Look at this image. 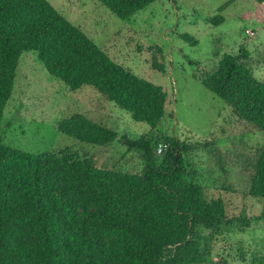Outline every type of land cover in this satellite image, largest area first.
Masks as SVG:
<instances>
[{
	"label": "trees",
	"instance_id": "16d2710c",
	"mask_svg": "<svg viewBox=\"0 0 264 264\" xmlns=\"http://www.w3.org/2000/svg\"><path fill=\"white\" fill-rule=\"evenodd\" d=\"M99 1L123 18L151 0ZM29 49L68 88L88 84L133 120L160 122V85L109 57L48 0H0V117L18 55ZM248 56L238 48L197 76L236 120L264 137V78L250 72ZM56 128L97 144L116 136L76 111ZM117 139L138 153L139 170L97 164L91 154L65 147L39 153L0 140V264H208L207 235L230 219L186 164L191 152L210 149L212 139L172 133ZM157 142L165 144L159 152ZM244 176L247 193L264 198V139L247 156Z\"/></svg>",
	"mask_w": 264,
	"mask_h": 264
},
{
	"label": "rangeland",
	"instance_id": "374dc122",
	"mask_svg": "<svg viewBox=\"0 0 264 264\" xmlns=\"http://www.w3.org/2000/svg\"><path fill=\"white\" fill-rule=\"evenodd\" d=\"M48 2L113 60L160 85L164 114L154 127L133 120L88 84L68 88L29 49L17 58L0 117L1 142L39 153L65 147L91 154L97 164L136 171L139 155L117 139L121 133L210 138V149L191 152L186 164L204 195L222 200L230 219L207 235L206 263L264 264V198L247 193L244 176L247 156L264 137L236 120L197 76L243 47L250 72L264 78V0H151L123 18L99 0ZM75 111L110 126L116 136L97 144L60 132L57 121Z\"/></svg>",
	"mask_w": 264,
	"mask_h": 264
},
{
	"label": "built area",
	"instance_id": "2783aa9c",
	"mask_svg": "<svg viewBox=\"0 0 264 264\" xmlns=\"http://www.w3.org/2000/svg\"><path fill=\"white\" fill-rule=\"evenodd\" d=\"M164 146H165L164 142H157L154 147V151L159 152L164 148Z\"/></svg>",
	"mask_w": 264,
	"mask_h": 264
}]
</instances>
